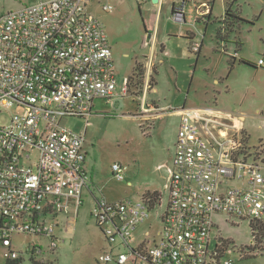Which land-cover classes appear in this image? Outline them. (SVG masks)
<instances>
[{
  "label": "built area",
  "instance_id": "1",
  "mask_svg": "<svg viewBox=\"0 0 264 264\" xmlns=\"http://www.w3.org/2000/svg\"><path fill=\"white\" fill-rule=\"evenodd\" d=\"M188 1L194 0L172 7L173 22L184 23ZM88 2L45 0L0 14L2 258L20 259L14 235L48 239L47 252H53L60 242L54 234L58 217H74L82 193L89 191L90 217L106 242L100 264H233L227 258L231 245L212 237V230L221 216L232 224L264 222V144L250 147L243 131L218 121L213 111L179 112L166 206L155 214L160 224L155 237L148 240L146 234L133 245L136 230L161 198L151 206L142 197L108 201L95 194L83 149L85 131L74 133L61 122L87 119L96 101L124 98L128 81L119 93L106 31L87 13ZM102 10L111 13L113 7ZM111 171L117 181L124 180L119 164ZM42 252L32 244L24 253Z\"/></svg>",
  "mask_w": 264,
  "mask_h": 264
},
{
  "label": "rangeland",
  "instance_id": "2",
  "mask_svg": "<svg viewBox=\"0 0 264 264\" xmlns=\"http://www.w3.org/2000/svg\"><path fill=\"white\" fill-rule=\"evenodd\" d=\"M39 1L45 0H0V14ZM212 1L205 0L199 13L206 14L210 6L208 21L204 16L195 23L189 21L192 2H186V23L182 24L172 21V4L167 0H161L159 4L150 0H89L87 4V13L103 25L108 36L118 92L124 79L131 75L135 61L145 58L149 62L148 68L153 67L149 83L154 85L152 90L149 89L146 76L134 74L123 107L96 101L92 116L87 119L67 118L61 125L74 133L85 131L83 149L94 173L96 195L100 196L101 191L104 196L109 194L113 201H133L147 191H160V206L155 207L148 221L152 226L140 228L139 241L144 233H148L151 239L160 229L155 214L161 213L166 206L164 186L167 174L158 166L172 157L177 134L176 118L164 116L146 122L143 118L146 107H163L164 111H158L160 115L175 113L176 106L214 109L241 123L247 132L243 131L247 145L264 144V66L258 65L259 60L264 61V8L258 0ZM232 2V10H237L252 24L234 21L237 23L233 30L228 31L229 23L224 31L222 19L227 3ZM107 5L113 7L111 13L103 12L102 7ZM180 31L195 35L197 52L193 51L188 39L174 37ZM218 32L226 38L218 39ZM149 34L151 38L147 42ZM164 52L165 56L162 55ZM233 57L236 62L231 66ZM240 59L250 65L241 64ZM175 115L181 116L180 113ZM113 164L123 167V181L114 178ZM82 201L74 217H58L54 234L60 242L53 252H47L48 239L14 235L12 243L20 253L18 264H100L98 258L106 250V242L90 217L92 198L85 191ZM215 220L218 229L212 230V237L220 236L226 240L227 246L231 245L227 258L233 264H264V240L261 246H256L247 221L226 223L224 216ZM32 244L42 247L44 252L34 257L24 253ZM0 264H7L2 258L1 246Z\"/></svg>",
  "mask_w": 264,
  "mask_h": 264
},
{
  "label": "crops",
  "instance_id": "3",
  "mask_svg": "<svg viewBox=\"0 0 264 264\" xmlns=\"http://www.w3.org/2000/svg\"><path fill=\"white\" fill-rule=\"evenodd\" d=\"M145 1H146V0H145ZM150 1H152V0H150ZM160 1H161V0H158V1H157V4H159ZM167 1L171 2L172 7H173L175 4L179 3V0H167ZM143 2H144V1H143ZM191 2H192V6H193V7H192V8L190 7V8H189V11H188V12L190 13V15H189V17H190V18H189V21L192 20L191 22L195 23L196 21H198L199 19H201V18L204 17V16H207V21H208V18L210 17V15H211V10H212V8H211L210 6H208V11H206V14H200V15H199V13H200V11H201V8L205 6V0H194V1H191ZM206 2H208V0H206ZM208 3H209V2H208ZM212 3H214V0L212 1ZM206 4H207V3H206ZM258 4H259L261 7L264 8V0H258ZM192 14H194V15H192ZM240 17H241V16H240ZM187 21H188V20H187ZM184 23H186V17H185V21H184ZM176 24H177V23H176ZM107 37H108V36H107ZM148 37H149V40H150L151 35L149 34ZM148 37H147V38H148ZM174 37H176V38H180V39H183V38L188 39V42H189L190 46H193V51L197 52V43L195 42L196 39H195V35H194V34H184L182 31H180V32H176V35H175ZM149 40L147 39V42H148ZM108 41H109V40H108ZM163 50H164V48H162V51H163ZM185 52H187V50H186ZM185 52H182V54H186ZM165 54H166V52H164L162 55L165 56ZM173 59H174V58H173ZM168 60H169V62L172 63L171 59H168ZM135 63H140V64L142 65V67H143V71L145 72V73H143V74H144V77H145V76L147 77V76L149 75V73H150V76L153 75V67H152V65H151V69L148 68V67H149V66H148V65H149V62L146 61V58L143 59L142 61H139V62H138V61H135ZM261 67H263V66H261ZM172 69H173L175 72L177 71V70L174 68L173 65H172ZM177 79H178V76H177ZM151 90H152V89H151ZM123 99H124V98L116 97V98L112 99V100L109 101V102H105V101H104V104H105V105H110V106H112V107L121 108V107L124 106ZM94 107H95V103H94ZM174 108H175V109H174L173 111H174L176 114L179 113L182 109H185L184 106H176V107H174ZM151 110H153V112H152ZM159 110L164 111V108H163V107L158 108V107H156V106H152V108L149 109V112L144 113L143 118L146 120V122H150V121H154V120H157V119H159V118H162V117H164V116L171 117V118L174 117V118L177 119L176 121H177V128H178V124H179V120H180V118L177 117V116L175 115V113L170 112V113H165V114L160 115V114L158 113ZM211 111H213V114L216 116L215 118H216L218 121H221L222 123H226V124L232 125L233 127L237 128V129H240V130H242V131H245L244 129H242V125H241V123H240L237 119H235L234 117H232L231 115H229V114H225V113H222V112L217 111V110H214V109H212ZM93 113H94V112H93ZM160 116H161V117H160ZM245 132H246V131H245ZM246 133H247V132H246ZM247 136H248V140H249V135L247 134ZM175 140H176V138H175ZM174 142H175V141H174ZM174 142H173V144H174ZM172 155H173V154H172ZM171 158H172V157H169V159L166 160V162L164 161L163 164H161V165L158 166V167H160V169H165V170H166V174H167V175H166V177H165V185H166L167 177H168L167 165L170 163ZM86 166H87V169L89 170V172L91 173L92 183H93V185L95 186L94 173H93L92 170L90 169V165H89V162H88V159H87V158H86ZM95 187H96V186H95ZM164 187H165V186H164ZM99 192H100V196H103L106 200H108V201H113V199H110L109 194H106V196H104V195L102 194L101 191H99ZM149 192H158V193L161 195L160 191H157V190H155V191H149ZM85 193L88 194V195H90L91 198H92V195L90 194L89 191H85ZM161 198H162V197H161ZM148 221H149V220H148ZM148 221H147L144 225H142L141 227H143V226H145V225H148L149 227L152 226V223H150V222H148ZM157 222H158V221H157ZM158 223H159V222H158ZM141 227H139V228L136 230L135 234H134L133 245H138L139 243H141L142 241H144L145 239H147L145 236H146V234H148V233H144L142 239H141L140 241L137 240V234H138V232H139V230H140ZM148 240H150V239L148 238Z\"/></svg>",
  "mask_w": 264,
  "mask_h": 264
},
{
  "label": "trees",
  "instance_id": "4",
  "mask_svg": "<svg viewBox=\"0 0 264 264\" xmlns=\"http://www.w3.org/2000/svg\"><path fill=\"white\" fill-rule=\"evenodd\" d=\"M233 3L234 2L227 3L226 9H225L224 17L222 19V23H223V26H224V31H226L225 30V25L229 24V23H231V24H230V27L228 28V31H232L233 28L235 27V24L237 23V22H234V21H238V22H242V23H250L246 19L240 17L239 12L237 10L236 11L232 10ZM250 24H252V23H250ZM223 36L224 35H222L221 32H218V34H217V38L218 39H220V40L225 39L226 37H223ZM240 45L241 44L239 43L238 47H240ZM235 59L236 58H234V57L232 58L231 66L236 62ZM239 62L241 64H247V65L249 64L244 59H240ZM134 74H137V76H141L143 74V67H142V65L140 63H135L134 64V67L132 69V73L127 78V81H128L127 87H128V84L130 83V80L132 79V76ZM153 85H154V83H153ZM153 85L151 86V83H149V89H152ZM141 197L144 198V199H150V203H151V206H152V205H154V203H158L159 202V200L161 198V195L158 192H148L147 191ZM249 227H250V230H251L252 238H253L256 246H258V245L261 246L262 240H264V222H253V223L249 224ZM262 250L264 251V248H262ZM31 260H33V258H31ZM6 262H7V264H18L19 260L6 261ZM33 264H35V262H33Z\"/></svg>",
  "mask_w": 264,
  "mask_h": 264
},
{
  "label": "water",
  "instance_id": "5",
  "mask_svg": "<svg viewBox=\"0 0 264 264\" xmlns=\"http://www.w3.org/2000/svg\"><path fill=\"white\" fill-rule=\"evenodd\" d=\"M158 0H152V3H157ZM149 40V37L147 38Z\"/></svg>",
  "mask_w": 264,
  "mask_h": 264
},
{
  "label": "bare ground",
  "instance_id": "6",
  "mask_svg": "<svg viewBox=\"0 0 264 264\" xmlns=\"http://www.w3.org/2000/svg\"><path fill=\"white\" fill-rule=\"evenodd\" d=\"M143 84V83H142ZM144 92V91H143Z\"/></svg>",
  "mask_w": 264,
  "mask_h": 264
}]
</instances>
